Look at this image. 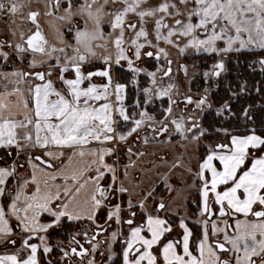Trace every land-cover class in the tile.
<instances>
[{"label": "snow or ice", "instance_id": "6c2138e0", "mask_svg": "<svg viewBox=\"0 0 264 264\" xmlns=\"http://www.w3.org/2000/svg\"><path fill=\"white\" fill-rule=\"evenodd\" d=\"M38 3L0 0V264H264V0Z\"/></svg>", "mask_w": 264, "mask_h": 264}, {"label": "trees", "instance_id": "16d2710c", "mask_svg": "<svg viewBox=\"0 0 264 264\" xmlns=\"http://www.w3.org/2000/svg\"><path fill=\"white\" fill-rule=\"evenodd\" d=\"M241 63H243V58H241ZM239 73H243V75L249 79V83L252 82V77H248L247 73H244L242 68H238ZM256 79H261L262 77L256 76ZM253 96L255 97V100H253L252 97H248V102L249 103H254V104H264V100H262L260 97L256 96L255 92H253ZM256 118L259 120L262 116H264V111L261 109L257 108L255 112ZM211 119V117H210Z\"/></svg>", "mask_w": 264, "mask_h": 264}, {"label": "flooded vegetation", "instance_id": "af4514ba", "mask_svg": "<svg viewBox=\"0 0 264 264\" xmlns=\"http://www.w3.org/2000/svg\"><path fill=\"white\" fill-rule=\"evenodd\" d=\"M230 69L231 70L227 76V80L231 81L233 83V85H235L236 84V76H237V74H239V72H237L238 67L236 65H230Z\"/></svg>", "mask_w": 264, "mask_h": 264}, {"label": "rangeland", "instance_id": "374dc122", "mask_svg": "<svg viewBox=\"0 0 264 264\" xmlns=\"http://www.w3.org/2000/svg\"><path fill=\"white\" fill-rule=\"evenodd\" d=\"M37 6H39L38 0H33V7H37ZM25 27H27V25H25ZM189 63H191V62L189 61ZM198 63H199V62H198ZM191 71L199 72V71H201V67H198V68L193 69V70H191ZM180 82H181L182 84L184 83L183 78H182V74H181V77H180ZM193 87H194V89H195V84L193 85Z\"/></svg>", "mask_w": 264, "mask_h": 264}, {"label": "crops", "instance_id": "0c3cea01", "mask_svg": "<svg viewBox=\"0 0 264 264\" xmlns=\"http://www.w3.org/2000/svg\"><path fill=\"white\" fill-rule=\"evenodd\" d=\"M5 31V26L2 21H0V32Z\"/></svg>", "mask_w": 264, "mask_h": 264}]
</instances>
